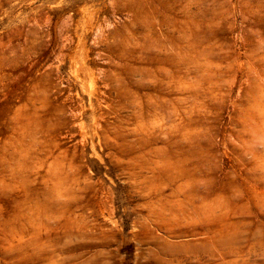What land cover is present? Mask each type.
Returning a JSON list of instances; mask_svg holds the SVG:
<instances>
[{"label":"rangeland","instance_id":"374dc122","mask_svg":"<svg viewBox=\"0 0 264 264\" xmlns=\"http://www.w3.org/2000/svg\"><path fill=\"white\" fill-rule=\"evenodd\" d=\"M0 264H264V0H0Z\"/></svg>","mask_w":264,"mask_h":264}]
</instances>
